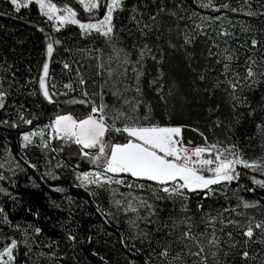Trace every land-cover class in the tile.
Segmentation results:
<instances>
[{"label":"snow or ice","instance_id":"snow-or-ice-1","mask_svg":"<svg viewBox=\"0 0 264 264\" xmlns=\"http://www.w3.org/2000/svg\"><path fill=\"white\" fill-rule=\"evenodd\" d=\"M34 2L38 5L39 12L48 21L54 22L53 28L56 31L67 25H77L81 37L92 40L102 38L105 47L78 49L79 52L87 54L96 61L95 76L100 80L98 88L91 93L87 90L88 81L79 71V67L76 69L78 78L76 87L69 81L63 85L67 91H51L46 85L49 63H43V74L38 81L39 91L43 100L53 105L56 111L49 117V123L42 128L23 134L22 147L35 146L43 152L57 154L67 151L69 157L86 160L93 165L92 170L76 174V180L79 181L77 186L84 188L93 197L107 193L110 197L109 211L105 212L99 204L96 210L104 216L105 222L117 213L127 216L130 230L135 233L134 239H140L141 242L147 239L151 243L150 231L141 230L140 223L146 226L154 225L152 231L167 228L169 230L167 234L174 239L162 244L158 243V264H186L185 256L195 257L193 264H209V254L215 264H221L219 256L223 249L221 239L217 235V224L220 225V232L229 225L241 226L240 221L226 219L223 213L234 212L237 215H244L245 213L238 212L237 209L264 207V199L248 200L236 195L240 188L248 192L255 191V187L240 184L242 176H247L252 185L264 189V178L258 179L257 175H249L251 172L264 177V156L246 159L242 149L234 142L225 143L219 140L210 142L199 128L185 124L161 123L155 117L153 103L145 99L143 83L146 77L151 76L148 85L154 91L158 102L163 105L164 114L171 120V112L175 108L174 101L180 89L164 70L167 57L172 52H183L189 67H192L193 54L189 52V47L194 45L198 36L207 35L204 30L206 27H211L212 22L219 21L222 17H204L194 10L186 17L181 16L178 10L189 11L183 7V0L171 10L164 6L162 0H155L156 10L148 16V20L151 21L148 23L143 21V13L139 12L138 6L134 4L129 9L126 0H76V3L88 14V22H82L77 18V10L68 3L58 7L53 0H34ZM10 3L16 12H20L22 8H28L33 0H10ZM194 3L199 8L211 9L213 12L225 10L234 13L243 12L249 16H264V12L251 10L249 0H243L239 8L232 7L228 2L217 5L214 0H194ZM245 5L248 6L247 9ZM261 7L264 8V3ZM125 11H130L129 19L136 24L139 32V37L133 39V51L122 46L119 39V32L124 28L118 27L116 21L119 19V14ZM138 12L140 18L137 16ZM162 14L171 16L177 21L184 19L193 21V27L188 30H180V25H176L178 35L183 36V43L179 46L170 38L166 41L167 48L155 41L149 43L153 34L156 41L162 39L160 24ZM97 16L102 18L96 19ZM196 17L199 18V22H196ZM169 31L171 32L172 29L170 28ZM218 35L231 37L233 34L221 28ZM47 39V55L51 57L54 45L61 44V41L51 37ZM224 44L226 47L222 50L216 52L211 48L208 50V56L216 57V63L222 64L219 75L209 87L207 73L212 70L197 71L196 68H192L196 73L193 84L197 80L201 82V85H197L192 90L207 93L209 96L215 95L217 91L227 92L234 110L238 107H248L250 108L248 115L255 118L256 109L251 108L243 93L264 87V56L259 61L253 56H248L244 62V72H240L237 70L238 66H233L238 60L236 50L227 47V39L224 40ZM258 44L260 41L256 38L251 39L252 49H256ZM213 47L219 49L220 46L214 43ZM167 49H171L172 52ZM65 50L71 51V49ZM149 60L155 66V75L149 71ZM70 67L69 63H64L65 69ZM129 72L133 74L131 78ZM93 84H96L95 80ZM52 88H55V85ZM31 94L34 95L35 92ZM6 96L5 91H0V108L5 107ZM60 96L67 99L61 100ZM107 97H111V100ZM61 105L69 107L65 109ZM74 105L83 106L79 114L71 110V106ZM218 107L217 105L215 109L209 108V112L218 110ZM260 108L264 113V104L260 105ZM26 112L27 110L18 113L19 122L31 125L34 119L39 118L30 113L26 115ZM3 123L7 124L8 121ZM222 124L223 121L219 118L213 122L216 128L221 127ZM11 126L18 127V122L13 121ZM185 128L197 132L203 138V143L195 144L192 140H186L183 135ZM256 128L257 135L264 139V116H261ZM28 166L34 169L37 167L36 164L31 163H28ZM60 166L57 162L56 167ZM2 167L4 165L0 164V168ZM16 167L19 168L20 165L17 163ZM45 175L52 179L58 178L52 170ZM3 179L5 177L0 175V180ZM233 182H237V189L234 190L237 204L223 208L222 211H217L216 215H212L211 212H205L204 204L197 200L196 208L201 213V220L206 224V230L193 232L195 226L192 222L193 217L187 215L190 211L188 202L192 195L211 198L219 191L221 195L227 196V189ZM56 190L63 191L62 188ZM169 202L173 210L179 205V211L185 213L183 217L169 216L171 224L160 218V213ZM112 208L116 211L112 212ZM2 212L3 209H0V213ZM253 221H255L254 217H248L242 228V235L247 238L243 241L244 250L239 253L243 261H256L257 256L260 255V253L250 255L247 250L249 242L264 244V220ZM16 227L19 229L20 226ZM208 228L211 229L210 232L207 231ZM177 229H180L178 233ZM257 230L259 236L253 241ZM33 231L38 236L41 229L36 227ZM24 232L26 238L23 243L31 251L27 229ZM226 234L229 241H232L228 244L229 249L241 243L232 240V232ZM67 239L75 241L76 237L69 233ZM121 243L124 241L121 240ZM174 243L182 245V250L174 252L172 247ZM19 244L20 241L13 238L0 249V264H17L16 251ZM93 255L96 253L94 252ZM223 255L228 257L230 252L223 251ZM104 264L108 262L105 261ZM145 264L150 262L146 261ZM224 264H228V261L225 260ZM257 264H264V257Z\"/></svg>","mask_w":264,"mask_h":264},{"label":"trees","instance_id":"trees-1","mask_svg":"<svg viewBox=\"0 0 264 264\" xmlns=\"http://www.w3.org/2000/svg\"><path fill=\"white\" fill-rule=\"evenodd\" d=\"M53 2L57 6H63L64 3L70 4L77 10V18L82 22H88V14L74 0H53ZM126 2L129 9L132 5H137L139 12L143 13V21L151 23L148 16L156 10L155 0H126ZM162 2L167 9L171 10L175 9L181 0H162ZM214 2L217 5L228 2L236 8L243 4V0H214ZM249 3L252 11L264 12V8L261 7L264 0H249ZM183 7L189 11L178 10L181 16L186 17L190 11L194 10L200 16H221L222 19L212 22L211 27H206L204 30L207 35L198 36L194 45L189 47V52L193 54L192 67H189L183 52H172L171 49H167L172 54L167 57L164 70L180 89L174 101L175 108L171 112V120L164 114L163 105L158 102L154 91L148 85V79H151V76L144 79L145 99L153 103L155 117L161 123L185 124L199 128L210 142L216 140L225 143L234 142L242 149L246 159L264 156V139L257 135L256 128L261 116H264L260 108V105L264 104V87H257L254 91L243 93L251 108L256 109L255 118L248 115L250 111L248 107H238L234 110L227 92L217 91L215 95L209 96L207 93L192 90L197 85H201L198 80L193 84L196 73L192 71V68H196L197 71L212 70L207 73L209 87L214 78L219 75L222 64L216 63V57H209L208 50L209 48L213 52L222 50L226 47L224 44L226 39L227 47L236 50L238 60L233 66H238L237 70L240 72H244V62L248 56H253L257 61L264 56V16H249L243 12L234 13L225 10L213 12L211 9L197 7L194 0H183ZM247 7L245 5L246 9ZM139 12L138 18H140ZM130 15V11L120 13L116 23L118 27L124 28L119 32L122 46L133 51V39L139 37V32L136 24L129 19ZM98 18L102 17L97 16L96 19ZM195 19L199 22L198 17ZM160 24L162 39L156 41L153 34L149 43L155 41L164 45L165 48L169 38L178 46L183 43V36L178 35L176 29L177 24L180 25V30L193 27L191 20L177 21L166 14L161 15ZM221 28L227 29L233 35L219 36ZM47 37L61 41V44L54 45L53 53L51 57L48 56V60ZM252 38L260 41L256 49L251 48ZM137 42H139L138 39ZM214 43L220 46L219 49L213 47ZM93 46L105 47L102 38L92 40L81 37L80 29L76 25H67L56 31L34 3L16 12L10 0H0V91L7 93L5 107L0 108V164L4 165L0 168V175L5 177L0 180V209H3L0 213V249L10 243L13 238L20 241L16 251L17 264H104L105 261L108 264H145L146 261L150 264H158V243L162 244L174 239L167 234L169 231L167 228L152 231L154 225L146 226L143 223H140L139 227L141 230L150 231L151 243L147 239L143 242L140 239H134L135 233L130 230L128 217L122 213H117L105 222L104 216L96 209L99 204L105 212L109 211V195L103 193L93 197L84 188L77 186L76 174L93 169V165L86 160L69 157L67 151L57 154L43 152L35 146L22 147L23 134L42 128L49 123V117L56 111L53 105L43 100L39 91L38 81L42 75L43 63H49L46 85L51 91H67L63 85L69 81L76 87L78 85L76 69L79 67V71L88 81L87 90L91 93L98 88L100 80L95 76L96 61L87 54L79 52L78 49ZM65 49H71V51ZM65 62L70 64V69L64 68ZM148 68L155 75V66L150 60ZM128 75L131 78L133 74L129 72ZM93 80L96 84H93ZM53 85L55 88H52ZM33 92H35L34 95L31 94ZM59 99L64 100L67 97L60 96ZM107 99L111 100V97ZM217 105L218 110L209 112V108L215 109ZM61 107L68 109L69 106L61 105ZM82 108L81 105L71 106V110L76 111L77 114ZM25 110H27L26 115L30 113L39 117L34 119L31 125L18 121V113ZM217 118L223 121L219 128L213 126ZM3 121L8 123L5 124ZM13 121L18 122V127L11 126ZM183 135L186 140H192L195 144L203 143V138L190 128H185ZM26 161L36 164L37 167L35 169L29 167ZM57 162L60 163V167H56ZM17 163L20 165L19 168L16 167ZM50 170L55 172L57 179L45 175ZM249 175H257L258 179L264 178L251 172ZM240 184L255 187V191L248 192L240 188L236 195L248 200L264 199V189L252 185L247 176L241 177ZM57 188H62L63 191H57ZM236 189L237 182H233L227 189V196L221 195L219 191L211 198L192 195L188 202L190 211L187 215L193 217L192 222L195 225L193 232L199 233L206 230V224L202 222L201 213L196 208L197 200L204 204L205 212L216 215L217 211L237 204L234 195ZM111 211L116 210L112 208ZM237 211L245 214L225 212L223 215L226 219L240 221V227L229 225L220 232V225L217 224L221 248L223 251L230 252L228 257H224L222 251L219 259L221 264H224L225 260L228 264H257L264 257V244L249 242L247 250L250 255L256 253L260 255L257 256L256 261H243L239 253L244 250L243 241L247 238L242 235V228L248 217H254L255 221L264 220V207L247 210L240 208ZM184 215L185 213L179 211V205H176L173 210L169 202L160 213V218L171 224L169 216L183 217ZM17 225L20 226L19 229ZM36 227L41 229L38 236L33 231ZM25 229H27L31 251L23 243L26 238ZM179 230L177 229V233ZM207 231L210 232L211 229L208 228ZM227 232H232L233 241L241 242L233 249L228 247L232 241H229ZM69 233L76 237L75 241L67 239ZM258 236L259 230L253 237V241H256ZM121 240L124 243H121ZM172 247L174 252L182 250V245L179 244L174 243ZM94 252L96 255H93ZM195 259V257L185 256L186 264H193ZM209 264H215L210 254Z\"/></svg>","mask_w":264,"mask_h":264},{"label":"rangeland","instance_id":"rangeland-1","mask_svg":"<svg viewBox=\"0 0 264 264\" xmlns=\"http://www.w3.org/2000/svg\"><path fill=\"white\" fill-rule=\"evenodd\" d=\"M75 2H76V0H74ZM33 3L35 4V2H34V0H33ZM36 5V4H35ZM37 6V8H38V5H36ZM80 6V5H79ZM58 7H62V6H58ZM81 7V6H80ZM81 9H82V7H81ZM38 10H39V8H38ZM83 10V9H82ZM47 19V18H46ZM50 23H51V26L53 27V21H49ZM94 22V21H93ZM77 26V25H76ZM47 60H48V55H47ZM43 74V73H42ZM22 144H23V140H22ZM78 182V184H79V181H77Z\"/></svg>","mask_w":264,"mask_h":264}]
</instances>
